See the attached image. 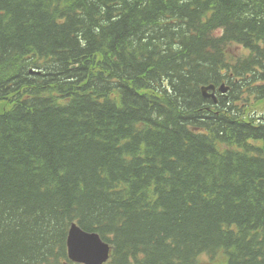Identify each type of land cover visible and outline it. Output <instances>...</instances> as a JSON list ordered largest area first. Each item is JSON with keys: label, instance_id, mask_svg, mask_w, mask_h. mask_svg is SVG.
I'll list each match as a JSON object with an SVG mask.
<instances>
[{"label": "trees", "instance_id": "obj_1", "mask_svg": "<svg viewBox=\"0 0 264 264\" xmlns=\"http://www.w3.org/2000/svg\"><path fill=\"white\" fill-rule=\"evenodd\" d=\"M0 102V264H264V0H0Z\"/></svg>", "mask_w": 264, "mask_h": 264}, {"label": "water", "instance_id": "obj_2", "mask_svg": "<svg viewBox=\"0 0 264 264\" xmlns=\"http://www.w3.org/2000/svg\"><path fill=\"white\" fill-rule=\"evenodd\" d=\"M210 89L214 90V85L204 86V95L215 97L214 93L208 94ZM68 252L74 261L86 264H103L109 258V246L96 233L86 232L75 224L69 233Z\"/></svg>", "mask_w": 264, "mask_h": 264}, {"label": "rangeland", "instance_id": "obj_3", "mask_svg": "<svg viewBox=\"0 0 264 264\" xmlns=\"http://www.w3.org/2000/svg\"><path fill=\"white\" fill-rule=\"evenodd\" d=\"M10 102H0V110L2 109H8L10 108ZM202 264H224L225 257L223 256V253H219V255L214 256L212 258L210 255H204V257L201 259Z\"/></svg>", "mask_w": 264, "mask_h": 264}, {"label": "bare ground", "instance_id": "obj_4", "mask_svg": "<svg viewBox=\"0 0 264 264\" xmlns=\"http://www.w3.org/2000/svg\"><path fill=\"white\" fill-rule=\"evenodd\" d=\"M42 80V79H41ZM54 83V82H53ZM39 84V83H38ZM152 128V127H151Z\"/></svg>", "mask_w": 264, "mask_h": 264}]
</instances>
